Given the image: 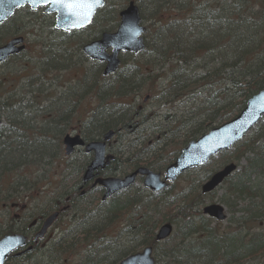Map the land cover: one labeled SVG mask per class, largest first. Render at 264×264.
Returning a JSON list of instances; mask_svg holds the SVG:
<instances>
[{
    "label": "trees",
    "instance_id": "trees-1",
    "mask_svg": "<svg viewBox=\"0 0 264 264\" xmlns=\"http://www.w3.org/2000/svg\"><path fill=\"white\" fill-rule=\"evenodd\" d=\"M134 1L148 22L141 60L126 65L123 59L114 74L103 77L101 64L81 54V37L67 36L52 46L54 52L42 54L35 72H17L15 82L11 72L5 81L0 77L5 94L0 102L5 122L0 125V236L23 232L33 219L37 223L66 204L69 215L50 244V264H118L143 246L153 248L154 264H259L264 234L254 229L264 221V118L233 148L238 154L231 161L239 170L219 186L226 190L220 199L230 200L232 213L245 200L228 227L212 226L201 213L204 198L216 193L201 194L202 181L183 188L176 206L157 200L161 193L137 186L103 204L99 192L82 198L72 191L90 156L65 158L61 139L66 133L74 130L91 141L112 130L109 174L139 166L162 172L184 144L233 117L264 88V0ZM107 14L99 11V17ZM72 42L77 44L73 51ZM78 62V75L66 91L52 95L43 86L54 72L71 71ZM23 63L28 66L26 59ZM146 95L163 104L164 124L147 125ZM169 133L182 134L181 147L166 144ZM55 159V174L49 177ZM164 222L174 226L173 232L156 242L154 232Z\"/></svg>",
    "mask_w": 264,
    "mask_h": 264
},
{
    "label": "water",
    "instance_id": "water-1",
    "mask_svg": "<svg viewBox=\"0 0 264 264\" xmlns=\"http://www.w3.org/2000/svg\"><path fill=\"white\" fill-rule=\"evenodd\" d=\"M48 0H0V23L10 18L15 9L28 5L35 9ZM52 11H57V28L63 30L78 29L88 24L96 8L102 7L104 0H99L91 10L87 19L75 15V10L65 7L62 3L54 5ZM119 24L112 33L103 32L100 37L85 44L82 52L90 60L104 62L103 76L115 72L119 66L118 53L120 51L138 54L144 50L142 34L144 27L140 26V18L136 5L129 2L119 13ZM23 37L16 36L0 45V64L4 63L10 56L20 53L24 49ZM106 50H111L107 53ZM264 116V89L259 90L249 97L242 109L230 120L211 128L197 139L190 140L179 152L177 157L165 168L163 174L153 172L146 167H138L133 172L123 177H98L93 185L98 184L104 190L101 200L113 194L129 188L137 175L142 176V185L151 192H159L184 172L195 169L207 163L213 156L225 151L239 142ZM1 124V118H0ZM113 136V131L106 132L101 141H90L84 143L79 135L66 134L62 143L64 154L70 155L74 147L83 146L85 153H92V160L82 176L85 183L93 178V173L103 169L113 158L112 155H105V142ZM236 170L234 163H227L217 169L201 184V193L206 194L215 190L228 176ZM203 214L223 221L226 218L224 208L218 203H210L203 207ZM57 213L48 215L43 221L40 230L35 234L34 239L41 237L47 228L53 223ZM173 230L172 224L165 222L155 232V240L167 239ZM26 244V237L22 234H6L0 238V264H4L10 253L23 247ZM29 249V247H28ZM151 247H145L141 251L130 254L120 261L119 264H154Z\"/></svg>",
    "mask_w": 264,
    "mask_h": 264
},
{
    "label": "rangeland",
    "instance_id": "rangeland-1",
    "mask_svg": "<svg viewBox=\"0 0 264 264\" xmlns=\"http://www.w3.org/2000/svg\"><path fill=\"white\" fill-rule=\"evenodd\" d=\"M127 0H110L109 1V6L108 7L110 9L111 12H115V9L120 10L121 8L124 7V5L126 4ZM118 17V16H117ZM119 18H117L116 20L114 19V17L112 18V21L110 22H106L104 15H102L101 17H98V29H107L106 26L108 27H116L118 24ZM106 25V26H104ZM144 25H147L146 22H144ZM17 26H23L21 29V32L25 34L26 36V51L21 55V57H14L11 58V61H7V63H5L2 67H0V77L1 79H3V81H5L7 78V74L9 72H11L12 77L11 80L13 82L16 81L17 77H16V73L17 72H23L26 74H29L30 72L33 73L36 71L35 66L39 65L42 63V61L44 60V58H42V54L44 53V55H47L48 52L52 53L54 52V49L52 48H47L45 46H57V44L62 43L63 41H66L67 36L63 37L57 34L54 35H49L48 31L45 29L44 24H43V20L41 19L40 15L38 14V16H29V14L26 11H20L16 14L15 19L12 20L11 22L9 21L8 23H6L5 25H3L2 28H0V43L5 42L7 39H9L11 36H13V30H16ZM114 30V29H113ZM76 42H72L71 46H70V50H74L76 48ZM42 49H44V51H42ZM49 53V56L51 55ZM145 56L142 57H134V58H130L128 55H125V60H126V64L130 65L132 64L134 61H137L139 59L144 58ZM26 59V61H28V66H25L23 63V60ZM79 58L76 57L75 60H78ZM22 60V62H20ZM74 60V59H73ZM74 60V61H75ZM80 63H76V64H72V67L70 68L71 71H62L60 73L54 72L51 76H49L46 80V82L44 83V87H47L49 92H52V95L59 93V92H63L64 90L66 91L67 87L69 86V84H71L72 82H70V79L76 77V75H78V68H79ZM88 65L83 64V67H87ZM76 67V70H74L73 68ZM20 73L19 76H25L26 74ZM24 81V80H22ZM45 81V80H44ZM6 83V82H5ZM20 86V84L18 85ZM4 87V85H3ZM25 88V87H24ZM1 89V88H0ZM2 90V89H1ZM3 94V90L0 91V102L1 100L4 98ZM24 95L21 92H19V95ZM29 93H27L26 98L29 97ZM168 107V105L166 104L165 107ZM1 108V105H0ZM164 106L163 104H160L159 102H157L156 99L154 98H149L146 101H144V113L145 114H149V117L146 119L147 125H149L150 127L152 126V124H164L162 122V119L159 117L161 115V113L163 112ZM173 112L177 111L175 108L172 109ZM5 125V122L2 119V124L1 126ZM142 130H147L145 129V127H143ZM72 133V132H71ZM75 133V132H73ZM150 135H153L151 132L149 133ZM154 134H157V132H155ZM182 134H176L173 136L169 133L168 135L165 136V138H167L168 140H166V144H169L170 141H174V142H178L176 143L179 147L182 146V144H180L181 140L183 139V136L181 137ZM127 139L131 138L130 136L126 137ZM128 143L127 140L123 141V145H126ZM147 143V142H145ZM178 147V148H179ZM125 149V148H124ZM78 151H76L75 154H73V156H71V160H74L77 158V156H81L79 155V153H77ZM164 155L166 154V151H164L163 153ZM238 154V152L236 150L233 149H229L226 152H223L221 154H219L217 157L213 158L209 163H207L206 165L197 168L195 170H192L184 175H182L181 177H179L175 183L171 184L166 190L161 192V195L156 196V199L159 201H164L165 203L171 204L173 206H176L179 203L180 200V193L182 191L183 188H185L186 186L189 185L190 182L194 181L193 183L196 182H200L203 181L207 174H209L210 171L215 170L217 167H219L220 165H222L223 163L227 162V161H231L232 159H234L236 157V155ZM56 159L52 162V166H50V169L48 171V175L50 177L51 174H55V168H56ZM240 163H243V160L240 161ZM239 170V168H238ZM238 170L235 172V174H237ZM50 173V174H49ZM263 178V177H261ZM256 183H260L259 182V178L255 180ZM263 182V179L262 181ZM135 186L137 187H141V178H138V180L135 183ZM144 189V188H143ZM226 192L225 188H218L216 190V193L213 197H205L204 198V204L206 203H218L220 205H222L225 209V212L227 214V218L223 221V222H216L214 220H212V226H218L219 228H224V227H228L229 225V220L232 218V216L236 217L240 214V211H236L239 208H243L245 205V200H241L238 201L235 205L234 211H236L234 213H232V210L230 209V200L226 203L225 201H221L220 197ZM226 200V199H225ZM20 205H22L21 203H19ZM16 206V205H15ZM202 207V206H201ZM12 212L14 211V208H11ZM3 212L0 211V222L3 219ZM5 224L4 222H2L1 225ZM255 232H260L262 234H264V221H260L258 224L255 225ZM57 234V233H56ZM55 234V236H56ZM42 253L32 257V264H50L51 261H48L50 258L43 256V253L46 254L47 256H51L49 255L48 251H41ZM53 257V256H51ZM75 259V258H72ZM259 264H264V261L260 262Z\"/></svg>",
    "mask_w": 264,
    "mask_h": 264
},
{
    "label": "flooded vegetation",
    "instance_id": "flooded-vegetation-1",
    "mask_svg": "<svg viewBox=\"0 0 264 264\" xmlns=\"http://www.w3.org/2000/svg\"><path fill=\"white\" fill-rule=\"evenodd\" d=\"M52 1H53L54 5H56L57 3H60L59 0H48L44 5L38 6L35 9H31L28 6L25 8L17 9L14 14L16 15L20 11L21 12L26 11L29 14V16H32V15L38 16V14H39L41 19L43 20L44 27L48 31L49 35L57 34V35H60L63 37H65V36H79V37H81V40H82L81 48H82V45L84 43L92 41L98 37V34H99L98 12H96V14L92 17L90 23L88 25H86L85 27H83L81 29L65 31V30H62V29H59L56 27L58 12L51 10V8L53 7ZM0 28H2V23L0 24ZM23 36H24L25 51H26V46H27L26 41H25L26 37H25V35H23ZM45 47H47L48 49L52 48L51 45L50 46L47 45ZM25 51L16 55V57L21 56ZM74 151L75 152L73 154H75L76 151H78L77 153L90 156V158L87 162V165L77 175V177L79 178L78 184L76 185L75 188L72 189L73 193L77 197L83 198L86 196H90V194H92V193L99 192L98 201L100 203L103 204V203H106L108 200H111L113 197H111L110 199L108 198V199H105L104 201H102L101 196L103 194V189L97 184L93 185V181L97 177H105V176H109V175L110 176H116V174H109V172H112V170L109 168L110 164L105 165V167L103 169H98L97 171H95L93 173V178L91 180L83 183L82 182V176H83V173H84L85 169L87 168L89 162L92 160V153H85L83 147L82 148L78 147ZM118 175H120V174H118ZM64 208H66V209H64ZM68 208H69V206H66V204H63L60 206V208L58 210L56 208L53 209L52 213L53 212L57 213V216L54 219V222L47 229V231L44 233V235L41 237H38L36 240L34 239V236L39 231V229L41 227V222L43 219L41 221H37V223H35V219H33L32 222L27 223L25 230L23 232H19V233H22L26 237V244L23 247H21V248L15 250L14 252L10 253V255L8 256V260L5 264H24L25 261H27L26 264H32V257L42 253L41 251H45V250L48 251L50 249V244L54 243L56 241V239H58V237H59L58 234L61 233L58 231V225H60L61 220L65 216L69 215ZM44 217H46V216H44ZM17 223H19V221H17ZM57 232H59V233L56 234ZM55 234H56V236H55ZM111 241H113V240H111ZM28 247H29V249H28ZM43 256L48 257L44 253H43ZM48 261H51V260L49 259ZM74 263H72V264H74ZM67 264H70V263H67Z\"/></svg>",
    "mask_w": 264,
    "mask_h": 264
},
{
    "label": "snow or ice",
    "instance_id": "snow-or-ice-1",
    "mask_svg": "<svg viewBox=\"0 0 264 264\" xmlns=\"http://www.w3.org/2000/svg\"><path fill=\"white\" fill-rule=\"evenodd\" d=\"M65 7L75 10V15L87 19L91 10L99 0H59Z\"/></svg>",
    "mask_w": 264,
    "mask_h": 264
},
{
    "label": "bare ground",
    "instance_id": "bare-ground-1",
    "mask_svg": "<svg viewBox=\"0 0 264 264\" xmlns=\"http://www.w3.org/2000/svg\"><path fill=\"white\" fill-rule=\"evenodd\" d=\"M113 161H114V159L109 160V163L108 164H111Z\"/></svg>",
    "mask_w": 264,
    "mask_h": 264
}]
</instances>
